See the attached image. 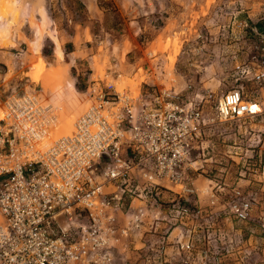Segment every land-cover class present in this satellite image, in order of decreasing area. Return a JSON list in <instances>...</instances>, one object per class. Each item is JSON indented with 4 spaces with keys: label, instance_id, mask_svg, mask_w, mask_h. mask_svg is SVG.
Wrapping results in <instances>:
<instances>
[{
    "label": "rangeland",
    "instance_id": "374dc122",
    "mask_svg": "<svg viewBox=\"0 0 264 264\" xmlns=\"http://www.w3.org/2000/svg\"><path fill=\"white\" fill-rule=\"evenodd\" d=\"M115 89L147 117L172 92L200 120L164 167L147 137L97 264H264V0H0V109L37 98L54 141ZM239 94L260 112L220 114Z\"/></svg>",
    "mask_w": 264,
    "mask_h": 264
},
{
    "label": "built area",
    "instance_id": "2783aa9c",
    "mask_svg": "<svg viewBox=\"0 0 264 264\" xmlns=\"http://www.w3.org/2000/svg\"><path fill=\"white\" fill-rule=\"evenodd\" d=\"M178 99L158 95L159 106L147 117L124 93L96 90L71 134L50 141L39 100L9 98L0 109V264H97L95 254L108 257L102 251L111 229L103 219L122 209L114 186L126 193L122 186L136 182L131 173L147 160V137L164 167L196 132L200 113ZM258 107L239 94L222 101L220 114L253 116ZM147 118L154 131L147 132ZM125 145L140 155L139 164L124 159ZM248 209L238 216L246 219Z\"/></svg>",
    "mask_w": 264,
    "mask_h": 264
},
{
    "label": "bare ground",
    "instance_id": "6f19581e",
    "mask_svg": "<svg viewBox=\"0 0 264 264\" xmlns=\"http://www.w3.org/2000/svg\"><path fill=\"white\" fill-rule=\"evenodd\" d=\"M43 67H44V65H43V62H38L36 65H35V69H36V71H35V76L34 75H32L33 77H35V79H39V78H41V77H43L42 76V74H41V71H42V69H43ZM45 70V69H44ZM31 73H32V71H31ZM30 75V74H29ZM59 95V94H58ZM60 97V96H59ZM72 129V128H71Z\"/></svg>",
    "mask_w": 264,
    "mask_h": 264
}]
</instances>
